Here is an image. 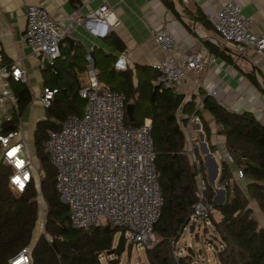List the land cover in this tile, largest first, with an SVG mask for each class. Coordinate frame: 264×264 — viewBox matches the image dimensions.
<instances>
[{"label": "built area", "instance_id": "2783aa9c", "mask_svg": "<svg viewBox=\"0 0 264 264\" xmlns=\"http://www.w3.org/2000/svg\"><path fill=\"white\" fill-rule=\"evenodd\" d=\"M110 14L111 8L102 2L85 14L76 9L64 17L65 23H61L43 8L27 6L24 39L30 53L38 60V68H51L55 73L53 65L60 56L59 44L66 36H72L76 26L90 37L104 38L110 28ZM213 31L218 41L213 37L209 39L220 49L227 46L233 55H243L250 48L259 53L264 48V32L253 33L248 19L240 15V7L236 4H222L213 21ZM152 34L162 52L174 47L175 41L169 32L161 29ZM84 61L78 88V95L84 100L81 115L69 114L61 121H54L56 128L47 129L42 144L55 170V190L60 200L67 204L66 224L75 229L106 226L118 234L123 230L124 243L128 234L132 241L146 246L162 204L154 170L150 119L144 118L134 127L125 126L124 95L108 89L99 81L93 57L88 51L84 53ZM214 62L215 57L206 54L203 48L180 60L166 55L152 64L156 72L152 86L158 91H175L186 73L198 75L207 64ZM112 64L117 70L126 69L124 52L118 53ZM12 81L26 83L27 73L17 64L4 63L0 53V162L9 169L8 184L14 193L24 192L34 182L40 195L39 167L34 163L28 150L29 142L22 133L19 96ZM55 93L56 89L42 86L38 100L43 109L50 105ZM214 93L215 86H212L207 95ZM17 118V129L2 132L5 124ZM181 118L185 122L181 128L186 133L189 123L199 122L194 113ZM188 142L190 159L197 163L192 154L191 139ZM215 155L226 164L233 162L223 144L218 146ZM233 172L236 178L242 177L239 168ZM195 178L197 201L189 218L207 222L213 208L203 196V178L199 173ZM10 264H31L30 247L21 248L11 257Z\"/></svg>", "mask_w": 264, "mask_h": 264}, {"label": "trees", "instance_id": "16d2710c", "mask_svg": "<svg viewBox=\"0 0 264 264\" xmlns=\"http://www.w3.org/2000/svg\"><path fill=\"white\" fill-rule=\"evenodd\" d=\"M70 59L67 66L65 59L57 62L58 58L53 65L55 73L51 68L44 70L49 75L43 79L42 86L54 88L56 93L50 105L43 109V117L35 124L32 134L39 162L40 196L45 203L43 227L36 237L39 194L34 182L24 192L14 193L8 184L9 169L0 162V264H10L11 257L25 246L30 247L31 264H102L99 256L111 248L113 231L106 226L75 229L66 224L67 204L60 200L55 190V170L42 146L50 123L61 121L69 114L81 115L84 100L78 95L79 79L73 67L82 63L77 69L84 70V52H74ZM112 61L94 60V67L98 79H106L108 89L122 93L125 103H132V119L125 114L123 124L134 127L144 118L150 119L154 170L162 204L151 229L155 240L144 246L148 264H191L190 254L176 255L174 251L180 230L188 223L197 201V173L204 180V198L212 205V212H219L218 221L213 220L212 212L207 219L219 237L220 248L215 254L218 264H264V227L257 225L247 205L248 198L252 199L264 216V124L249 112L227 110L210 95L202 98V108L212 116L217 125L216 133L222 136L223 146L233 160L231 164L219 161L216 182H224L225 199L216 205L194 143L192 154L197 163L191 161L186 149L180 126L184 119H177V109L172 106L175 93L169 89L158 91L152 86L155 71L151 78L143 81L138 78L134 84L130 71L115 69ZM101 69L106 71L104 78ZM23 88H16L20 116L29 102ZM181 108L191 112L194 109L192 99ZM17 127L18 118L5 124L2 132ZM201 131L208 142L210 128L205 122L201 124ZM208 146L209 150H214L213 144ZM230 165L241 170L239 181L235 180ZM110 264H116V260Z\"/></svg>", "mask_w": 264, "mask_h": 264}, {"label": "crops", "instance_id": "0c3cea01", "mask_svg": "<svg viewBox=\"0 0 264 264\" xmlns=\"http://www.w3.org/2000/svg\"><path fill=\"white\" fill-rule=\"evenodd\" d=\"M102 2L111 8V24L107 35L104 38H93L76 26L72 31V36L75 37L72 48L64 40L59 44V59H65L67 66L70 65V57L74 52H92L94 60L106 63L114 60L118 53L124 52L126 69L130 71L131 80L136 84L138 78L141 81L146 77L151 78L154 74L152 64L166 55L180 60L192 51L203 48L206 54L215 57V62L207 64L198 75L186 73L177 90L173 91L184 94L176 110L177 119L181 120V116L192 113L198 116L199 122L189 123L187 133L182 130L185 146L190 139L191 146L193 143L195 147L197 145L206 182L212 178L216 166V175L213 186L211 185L214 191L220 161L215 153L218 146L223 144V138L216 133L217 125L212 116L202 108V98L215 86L212 97L224 108L233 112H249L259 123L264 124V48L259 53L250 48L240 56L233 55L227 46L220 49L209 39L213 37L218 41L213 31V21L222 4L229 2L240 7V15L248 19L253 33H262L264 0H188L187 3L182 0H0V53L3 62L17 64L27 73V82L12 81L13 88L16 90L19 86L27 87L30 92V88L42 87V81L46 78L24 39L27 6H39L51 18L65 23L64 17L73 14L76 9L80 14H85ZM161 29L169 32L175 41L174 47L168 52L158 49L153 39L152 33ZM62 52L67 56L61 55ZM80 65L82 63H77V66ZM77 66L73 67V71L80 80L83 69L78 71ZM39 91L40 89L38 94ZM190 99L194 109L191 112L183 111L182 104ZM30 100L31 98L28 99V104ZM41 111L43 113V109ZM39 113L40 111L34 112L33 109L26 110L21 124L23 130L25 126L34 130L37 121L43 117L42 114L40 118ZM203 122L210 128L208 142L201 131ZM184 123L181 122L180 126ZM201 135L207 152L202 151ZM208 144L214 145L212 152ZM189 147L186 146V149Z\"/></svg>", "mask_w": 264, "mask_h": 264}, {"label": "rangeland", "instance_id": "374dc122", "mask_svg": "<svg viewBox=\"0 0 264 264\" xmlns=\"http://www.w3.org/2000/svg\"><path fill=\"white\" fill-rule=\"evenodd\" d=\"M61 55L67 56V54H65L64 52H62ZM60 61L61 60L59 59L57 62H60ZM43 72H44L45 77H48L49 75L48 72L47 71H43ZM105 75H106L105 69H101L102 78L106 77ZM100 82L103 85H105L107 81L105 79V80H101ZM19 87H22V86H19ZM41 88H42L41 86L39 88L37 87L36 89L30 88L31 100H30V103L28 104V109H26V110L33 109L34 112L40 111L39 113L40 118L42 117V114H43L41 111V109L43 108L40 107L38 100H37L38 98L36 97L38 96V89H41ZM26 110L23 111L20 117V125L22 124L23 117L25 116ZM25 127L26 128H24V130L22 128V133H23L25 140L29 142L28 150L33 156L34 163L38 166L39 162L35 156L33 140H32L33 131L28 126H25ZM186 146H189L188 141H187ZM202 151L207 152L204 147L202 148ZM210 152L212 151L210 150ZM201 162H202V159H201ZM230 170L233 172L235 170V167L230 165ZM233 176L236 181L240 179V178H236L234 172H233ZM204 178H205V175H204ZM207 184L210 185L208 182ZM215 187H217V189H215L214 191L211 187L212 189L211 199L215 204H216V201H221V204H222L225 199V191L222 192L221 190L223 185L221 184V182H218L217 185L215 183ZM214 193L216 195V198H215L216 200H213ZM38 202H39V215H38V220L36 222V226L34 229V237H36L42 230L43 220H44V215H45V203L40 195L38 197ZM247 205L248 207L251 208L252 215L256 219L257 225L260 227H264V216L262 212L259 210V208L257 207L256 203L252 199L248 198ZM212 218L213 220L218 221L219 212L214 210L212 212ZM190 225H192L191 229H189ZM117 236H118V231L113 233L110 250L106 254L102 253L99 256V259L102 264H110V261L112 260H116V264H148L147 258L144 253L143 244L141 242L132 241L128 234L126 235L123 251L120 254L115 255L113 253V248L115 246ZM154 240H155L154 234L151 231L150 241L146 246L150 245ZM218 241H219V237L217 233L215 232L214 225L212 223L209 224L208 222H204L202 219H196V218L190 217L188 223L180 230L179 237L175 243L174 252L176 255L190 254L191 264H218V261L215 256L216 250L220 248V244Z\"/></svg>", "mask_w": 264, "mask_h": 264}, {"label": "water", "instance_id": "95a60500", "mask_svg": "<svg viewBox=\"0 0 264 264\" xmlns=\"http://www.w3.org/2000/svg\"><path fill=\"white\" fill-rule=\"evenodd\" d=\"M64 41L67 43L68 47L72 48V45L74 44V41H75V37L74 36H66L64 38ZM89 54L93 57L92 52H89ZM23 91L26 92V95H27L28 99H30L31 95H30L29 89L27 87H24ZM183 98H184V94L183 93H181V92H176L175 93L174 99L172 101V106H173L174 109H177L180 106ZM132 107H133V105L130 102H127L125 104V107H124L125 114H126V116H127V118L129 120L132 119ZM50 128L55 129L56 128L55 123H50ZM200 143L202 144V147H204L206 149L205 143L202 140V135L200 136ZM215 175H216V166H215L212 178L208 181V183L210 185H212V186H213V179H214ZM221 183L224 186V182L222 181ZM214 189H217V187H215ZM221 190H222V192H224V187H222ZM215 198H216V195L214 193L213 194V200H216ZM216 204L220 205L221 201H216ZM123 249H124V233H123V230H120V232H119V234L117 236V240H116L115 246L113 248V253L115 255H118V254H120L123 251Z\"/></svg>", "mask_w": 264, "mask_h": 264}]
</instances>
